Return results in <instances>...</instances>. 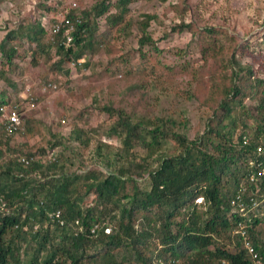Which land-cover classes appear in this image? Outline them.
Returning a JSON list of instances; mask_svg holds the SVG:
<instances>
[{
  "label": "trees",
  "instance_id": "obj_1",
  "mask_svg": "<svg viewBox=\"0 0 264 264\" xmlns=\"http://www.w3.org/2000/svg\"><path fill=\"white\" fill-rule=\"evenodd\" d=\"M49 1L39 0L33 17H20L0 39V78L7 85L16 87L6 73L20 56L45 58L56 70L67 71L65 62H78L87 50L105 46L112 29L129 35L133 26L137 71L147 68L161 82L189 74L188 48L172 51L170 59L149 32L151 22L158 21L154 13L127 16L133 0H93L86 8H64L73 23L68 42L45 28V16L51 13V21L58 20L57 11L65 5L64 0ZM170 30L162 39L186 30L187 46L200 53L203 63L211 56L220 62L204 90L192 83L184 89L186 101L198 102L197 128L190 134L186 108L180 114H136L108 98L99 108L113 120L103 132L117 137L119 145L98 141L90 159L109 172L93 165L69 170L76 162L85 165L83 155L72 146L71 155L62 151L74 142L86 147L94 137L80 127L66 136L49 129V148L62 151L53 158L34 156L44 153L42 147L24 152L28 164L8 154L0 140V264H254L236 232L239 222L264 264V176L248 179L264 168V153L257 152L258 146L264 148V77L235 56L237 44L224 55L226 48L211 26L182 18ZM22 122L24 129L17 132L26 136L37 130L36 120ZM239 202L256 206L242 215ZM55 210L61 223L51 217Z\"/></svg>",
  "mask_w": 264,
  "mask_h": 264
},
{
  "label": "rangeland",
  "instance_id": "obj_2",
  "mask_svg": "<svg viewBox=\"0 0 264 264\" xmlns=\"http://www.w3.org/2000/svg\"><path fill=\"white\" fill-rule=\"evenodd\" d=\"M38 1L0 0V39L6 30L15 28L20 17H33ZM53 1L49 2L53 4ZM64 1V7L57 12L64 13V8L74 7L73 3L79 8H86L93 2V0ZM129 7L127 15L129 18L136 19L144 12L154 13L158 17L157 22H151L149 32L164 53L170 52V59H174L171 56L172 51L188 48L191 52L188 72L193 74L192 78L189 74L182 76L177 73L173 80L161 82L150 75V71L148 74L147 68L137 71V67L133 66L137 61L134 48L137 46L138 37L134 26L129 35L118 33L115 28L112 29V37L105 46L93 49L94 52L87 50L76 66L70 67V64L65 62L63 69L67 71L56 70L51 65L52 61L45 58L31 61L27 53L25 57L20 56L15 61L16 67L13 70L8 65L9 70L6 75L15 81L16 87L7 85L4 79L0 78V93L2 90L6 91L0 105L18 103L19 96L26 92L25 86L28 85L35 106L28 109L27 105L26 109L24 100H21L19 102V108L21 106L23 108L20 109L21 119L23 121L29 117L36 120L37 130L26 136L22 132H17L9 138L0 136V140H4L2 147L11 150L9 152L6 149L8 154H23L42 147L44 153L36 152L34 156L53 158L54 154L62 149L60 146L49 148L46 141L49 136L48 130H56L66 136L74 127H80L87 132L91 131L94 137L86 147L74 142L69 143L65 152L62 151L71 155L69 148L72 146L74 149H79L83 155L85 165L80 166L76 162L70 165L69 170L83 171L93 165L98 170L109 172L110 170L102 163L92 162L90 159L98 141L113 146L119 145L117 137L107 136L103 132V128L113 120V117L99 108L108 98H112L115 107L136 114L159 115L162 112L180 114L186 108L184 113L189 117L192 126L190 134H192L200 122L198 102L186 101L184 89L192 83L204 90L210 83L208 80L210 75L218 72L220 62L216 60V56H211L203 63L200 53L192 46H187L190 33L186 30H175L171 36L162 39V34L171 32L173 24L180 22L182 18L184 22L215 28L218 43H222L226 48L223 51L224 55H228L232 50L231 46L237 44L235 56L241 58L243 62L250 63L253 71L264 77V0H133ZM50 16L51 13L47 14L46 20ZM27 44V41H24L25 50ZM1 61L0 56V67ZM84 61L88 62L86 66L81 65ZM145 75L148 77H143ZM162 79L165 80V76ZM46 82H54L57 87L44 89L43 85ZM95 97L100 104L93 100ZM248 102L253 101L248 100ZM5 139L8 140V145L4 144ZM90 199L91 197L88 202Z\"/></svg>",
  "mask_w": 264,
  "mask_h": 264
},
{
  "label": "built area",
  "instance_id": "obj_3",
  "mask_svg": "<svg viewBox=\"0 0 264 264\" xmlns=\"http://www.w3.org/2000/svg\"><path fill=\"white\" fill-rule=\"evenodd\" d=\"M74 5V3H73ZM57 16L59 17L58 20H52L50 18L45 16L44 19V25L45 28L47 29V32L49 35L55 34V33H62V36L66 38V41L68 42L71 40V31L73 29V23L69 17H65L63 12H58ZM51 17V16H50ZM71 66H76L78 62L71 60L68 62ZM57 87V84L54 82H46L43 85L44 89H54ZM29 86H25V93L19 96V99L17 101L21 102V100H24L25 107L27 109H32L35 106L34 103V97L31 95L29 92ZM19 102H12V104L6 105H0V136L4 137H9L15 133H17V129L21 128L22 129V119H21V107L19 108ZM21 104V103H20ZM246 142V140H244ZM257 152L258 153H264V148L262 146L257 147ZM16 158L18 161L22 162L23 164H28V158H26L22 154H16ZM264 176V168H260L257 172H252L248 179L251 182H254L256 180V176ZM239 211L242 215H246L248 213V209L252 210L256 206V202H252V204H247L245 205L243 202H239L238 205ZM51 217L54 219H58L60 223L62 222L61 219V214L59 210L53 211L51 214ZM105 231H109V228H105ZM236 232H239L240 236L242 237L243 240V246L249 253V255L252 258V261L254 264H262L263 263V258L259 255L253 244L251 243L249 239V235L247 231L244 228V224L239 222L238 223V229H236ZM221 264H227L225 260L221 261Z\"/></svg>",
  "mask_w": 264,
  "mask_h": 264
}]
</instances>
